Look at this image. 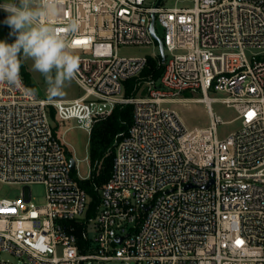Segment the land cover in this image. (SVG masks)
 Listing matches in <instances>:
<instances>
[{
  "label": "built area",
  "instance_id": "1",
  "mask_svg": "<svg viewBox=\"0 0 264 264\" xmlns=\"http://www.w3.org/2000/svg\"><path fill=\"white\" fill-rule=\"evenodd\" d=\"M158 1L57 0L49 18L57 28L79 24L69 38L81 97L39 98L21 72L18 85L0 83V182L23 187L21 197H0V264H14L4 253L16 264H264V0ZM151 45L153 57L118 55ZM150 58L160 79L125 96ZM189 91L202 94L209 127L189 131L165 107ZM213 102L234 109L237 131L219 137ZM123 105L133 106V121L116 137L112 174L87 218L79 182L91 177L90 157L87 176L78 161L71 171L51 110L89 133ZM34 184L45 187L43 204L32 201Z\"/></svg>",
  "mask_w": 264,
  "mask_h": 264
},
{
  "label": "clouds",
  "instance_id": "2",
  "mask_svg": "<svg viewBox=\"0 0 264 264\" xmlns=\"http://www.w3.org/2000/svg\"><path fill=\"white\" fill-rule=\"evenodd\" d=\"M6 13L3 24L14 37L9 43L0 40V83H20L21 59H30L32 68L45 80L51 97L62 96L67 84L77 75L80 57L69 36L75 37L79 24L71 21L58 29L49 19L59 9L57 0H9L0 4Z\"/></svg>",
  "mask_w": 264,
  "mask_h": 264
},
{
  "label": "rangeland",
  "instance_id": "3",
  "mask_svg": "<svg viewBox=\"0 0 264 264\" xmlns=\"http://www.w3.org/2000/svg\"><path fill=\"white\" fill-rule=\"evenodd\" d=\"M158 0H147L149 5L155 4ZM9 0H0V3H7ZM166 7L184 6L182 2H176V0H164L163 3ZM6 16L4 11L0 10V40H7L10 43L9 35L5 30L3 20ZM159 36L163 37V30L159 25L156 26ZM157 53L155 45L151 46H121L118 50V55L124 58H135V57H153ZM21 64L25 67L26 71L30 74L29 88L39 97L50 100H63L71 99L74 100L83 95L82 89L72 81L67 84L64 89L62 96L51 97L47 91V86L44 77L38 72L33 70L32 61L30 59H21ZM141 80V79H140ZM138 87V85H137ZM136 87V88H137ZM146 85H141L139 93L144 92ZM211 98L220 96L217 93L210 92ZM181 101L166 104L165 107L174 110L178 113L182 122L184 123L187 130L191 131L194 129H202L210 126L211 118L208 114L206 104L204 102H197L198 99L202 98L200 92H185L181 96ZM212 111L214 114L222 119L223 124H219L217 132L219 137H224L231 132L237 131L240 128L241 122L236 120L237 114L232 108H228L225 105L213 102ZM104 120V119H103ZM52 126L56 129L57 135L60 137L61 142L64 145L66 153L74 158L77 162L76 173L80 176H87L89 174V163L85 161V158L89 157V140L90 134L94 126H92L88 133L84 129L75 126L74 122H67L65 124L59 123L55 116L51 119ZM96 124V123H95ZM94 124V125H95ZM32 201L38 205L43 204L45 201V187L41 184H34L30 186ZM23 191L22 186L8 185L0 182V197L15 199L21 197ZM1 259L5 262L18 263L21 261L19 258L4 253Z\"/></svg>",
  "mask_w": 264,
  "mask_h": 264
},
{
  "label": "trees",
  "instance_id": "4",
  "mask_svg": "<svg viewBox=\"0 0 264 264\" xmlns=\"http://www.w3.org/2000/svg\"><path fill=\"white\" fill-rule=\"evenodd\" d=\"M5 30L9 35L10 29L6 25ZM9 38L11 43L14 37L9 36ZM20 72L25 84L29 86L30 74L22 64ZM162 73L163 68L159 65V62H157L156 59L150 58L146 68L139 78L125 82V96H132L134 91L136 92V89L140 88L141 85L151 81H158ZM53 116L54 112L51 110V117L53 118ZM132 121L133 106L123 105L115 108L112 114L106 119L97 122L91 131L89 140V157L93 170L91 177L88 180L79 182L80 186L85 190L90 199L87 218L95 215L100 200L98 188L103 187L112 174L116 155V137L125 134ZM68 157L70 158L72 156L68 155Z\"/></svg>",
  "mask_w": 264,
  "mask_h": 264
},
{
  "label": "water",
  "instance_id": "5",
  "mask_svg": "<svg viewBox=\"0 0 264 264\" xmlns=\"http://www.w3.org/2000/svg\"><path fill=\"white\" fill-rule=\"evenodd\" d=\"M162 2V0L158 1V5ZM150 32L153 36V38L156 40V42L158 43L159 46V50H160V55L162 60L164 61L165 59V53H164V47H163V42L161 40V38L158 36L157 31H156V27H155V15H152V21H151V25H150ZM70 169L72 172H75L76 170V160L74 158H71L70 161ZM118 242H121V239H118Z\"/></svg>",
  "mask_w": 264,
  "mask_h": 264
},
{
  "label": "crops",
  "instance_id": "6",
  "mask_svg": "<svg viewBox=\"0 0 264 264\" xmlns=\"http://www.w3.org/2000/svg\"><path fill=\"white\" fill-rule=\"evenodd\" d=\"M64 101H72L71 99H63Z\"/></svg>",
  "mask_w": 264,
  "mask_h": 264
},
{
  "label": "snow or ice",
  "instance_id": "7",
  "mask_svg": "<svg viewBox=\"0 0 264 264\" xmlns=\"http://www.w3.org/2000/svg\"><path fill=\"white\" fill-rule=\"evenodd\" d=\"M77 43H81V41H77Z\"/></svg>",
  "mask_w": 264,
  "mask_h": 264
},
{
  "label": "bare ground",
  "instance_id": "8",
  "mask_svg": "<svg viewBox=\"0 0 264 264\" xmlns=\"http://www.w3.org/2000/svg\"><path fill=\"white\" fill-rule=\"evenodd\" d=\"M197 102H202V101L198 100Z\"/></svg>",
  "mask_w": 264,
  "mask_h": 264
}]
</instances>
